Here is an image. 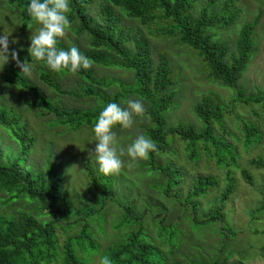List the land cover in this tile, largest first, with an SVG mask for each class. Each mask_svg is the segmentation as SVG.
<instances>
[{
  "label": "trees",
  "instance_id": "16d2710c",
  "mask_svg": "<svg viewBox=\"0 0 264 264\" xmlns=\"http://www.w3.org/2000/svg\"><path fill=\"white\" fill-rule=\"evenodd\" d=\"M3 1L16 13L20 30L36 25L27 11L30 0ZM202 1L107 0L93 13L92 6L97 0H70V28L77 43L70 46L58 38L57 47L64 50L78 47L90 59L91 67L75 74L66 69L54 72L46 61H38L40 79L51 91L47 93L21 69L10 66L11 74L5 80L30 94H27L29 109L38 116H52L50 126L66 127V134L91 131L87 138L91 141L96 142L93 126L107 103L126 107L129 99H141L145 115L135 117L131 129L116 125L113 130L118 129L120 136L123 131H130L131 140L140 134L150 137L157 151L138 161L139 167L153 177L147 180L153 187L145 188L143 194L140 190L144 185L136 190L137 195L131 192L125 196L116 189V181L89 163L84 169L89 199L77 204L67 188L65 161L60 155L53 159L54 147L48 149L44 162L33 160L38 152V138L30 129L29 119L15 106L0 103V128L15 142V145L7 143L0 132V264H94L93 256L101 250L98 233L106 236L110 231L116 240L100 253L101 262L108 256L112 264H243L230 262L227 252L232 238L238 234L233 233L226 216L227 202L236 190L233 172H226V187L202 218L203 199L218 186L220 178L198 174L192 178L186 193L182 187L189 176L182 164L187 158L195 163L203 153L209 158L216 157L222 167L231 165V159L238 165L233 144L217 135L215 128L217 123L224 122L228 107L217 95H206L194 108L202 124L200 128L184 122L171 124L169 111L178 95L172 61L166 53L154 50L150 37L139 27L135 33L128 21H137L148 28L167 23L170 26L160 30L170 37L176 36L182 45L196 51L214 81L236 90L237 102L261 104L264 94L247 98L241 84L255 52L261 16L242 26L231 50L229 41L221 38L219 32L234 26L239 19L236 0H225L222 14H209V9L222 0H207L205 6ZM199 5H202L200 9ZM83 38L89 39L87 46L79 42ZM154 52H158L157 57ZM21 58L29 60L31 56ZM95 66L124 69L131 73L132 80L107 79ZM68 75L76 79L66 88L62 81ZM65 96L82 104H66ZM243 125L246 145L260 140V130L254 124L246 121ZM177 141L186 144L187 154L182 160L179 149L174 147ZM169 153L171 157L165 163L157 160ZM253 163L264 169V158L254 159ZM243 176L248 183H255L247 169H243ZM262 193L263 200L258 207L264 211V187ZM154 203L158 211L151 214L146 204ZM113 208L122 210L116 220L109 219ZM50 216L54 217L49 219ZM211 224L218 226L223 237L216 251L207 259L202 255L195 257L192 249L187 253L188 244L194 240L192 232L197 233ZM58 229L67 234L63 242Z\"/></svg>",
  "mask_w": 264,
  "mask_h": 264
},
{
  "label": "rangeland",
  "instance_id": "374dc122",
  "mask_svg": "<svg viewBox=\"0 0 264 264\" xmlns=\"http://www.w3.org/2000/svg\"><path fill=\"white\" fill-rule=\"evenodd\" d=\"M104 2H107V0H97L96 4L92 6L93 13ZM202 3L205 6L207 0H203ZM224 4L225 0H222L215 8L209 9V14H213V12L222 14ZM236 4L240 9L239 19L234 26L219 32L221 38L229 41L231 50L235 48V43L242 26L247 22L255 20L257 16H261L256 31L255 52L241 81L242 88L246 92V97L251 98L259 93L264 94V0H236ZM202 5H199L198 8L200 9ZM196 11L198 12L199 10L196 9ZM128 21L130 24H133L135 33H137L139 27V30H142L150 37L154 50L166 53L172 61L176 79L175 89L178 95L174 106L169 111L171 124L184 122L200 128L202 124L194 108L197 102L206 95H217L228 107L224 115V122L222 124L217 123L215 128L218 133L217 135H222L228 142L233 144L239 158L238 165H235L231 159V165L222 167L217 162L216 157L209 158V156L203 153L202 158L195 163L191 161V158H187L188 160L182 163L187 167L189 173L185 183L182 185L183 192L186 193L187 187L192 184V178L198 174L206 176L213 174L220 178L218 186L203 199V207L200 211V218H202L214 198L226 187V172L228 170L232 171L236 182V190L227 202L226 216L233 233L236 234L237 232L238 234L237 236L234 235L235 237L232 238L227 249L230 256L229 261H240L243 264H264V211L259 210L258 207L263 200L264 169L253 163L254 159L264 158V101L261 104L254 101L248 103L237 102L236 90L214 81L209 76V69L196 51L182 45L176 36L170 37L166 32L160 30L162 27L170 26L167 23L162 25L158 23L148 28L137 21ZM34 24L28 30H20L19 19L16 13L13 12L6 1L0 0V35L8 36L9 42V62L0 71V103L15 106L18 108L19 113L22 112L27 117L25 119H29L30 129L33 130L38 138L36 145L38 152L32 157L33 160L44 162L49 151L48 149L54 147L55 156L53 159H56L60 155V159L65 161L64 165L69 177L67 188L72 193V199L77 204L81 201L86 202L89 196L87 195L88 182L84 176V169L89 163L98 166L94 155L97 141L87 139L91 136V131L85 130L81 134L78 132L66 134V127L50 126L49 120H52L53 117L38 116L32 108L29 109L28 95L30 94L19 87L10 86L9 82L5 80L6 76L11 74L10 66L19 68L16 61L11 58V53L16 52L21 62L26 61L31 63L30 66L33 72L29 77L39 83L47 93H51L47 85L40 79L38 72L40 63L35 58H32V60L31 58L29 60L21 58L22 55H30L28 49L31 43V34H36L39 27H41L37 22L36 25ZM59 39L70 46L77 43V37L70 27L66 30L65 35L59 37ZM88 40L87 38H83L79 42L87 46ZM158 52H154L156 57L158 56ZM95 67L97 72L107 79L123 80L125 82L132 80L131 73L124 69ZM74 79H76L75 76L68 75L62 83L67 88L73 84ZM63 101L69 105L82 104V101L70 96H65ZM246 121L254 124L261 133L260 140H256L257 142L253 141L250 145L245 144L246 131L243 124ZM116 130L118 129L114 131L118 133ZM0 132L5 137L7 143L15 145V142L5 130L0 128ZM130 135H132L130 131H123L121 136L117 134L118 147L126 149L127 145L133 141ZM183 142L177 141L174 146L179 149L178 155L181 158L180 160L187 154L185 149L186 144ZM169 157H171L170 153L159 156L157 160L165 163ZM121 159L125 161V164L120 171L104 174L111 181H116V189L118 191L123 192L125 196L131 192H133V195H137L136 190H140L143 185L145 187L140 190L141 194H143L145 188L153 187L151 182L147 181L153 179V177L148 175L143 168L139 167V162L132 167H128L130 158L124 156ZM243 169H247L253 175L255 179L253 185L248 183L244 178ZM98 172L102 173L99 169ZM116 176H118L117 180ZM162 201H164V198ZM156 206L157 203L153 205L146 204V209L152 214L158 211ZM121 213L122 210L120 208H113L109 219L116 220ZM53 217L50 216L49 219ZM105 226L107 228V223ZM209 226L201 231H199L200 228H196L195 230L199 231L197 233L192 232L194 240L188 244L187 253L192 249L191 252L195 257L202 255L204 259H207L209 256L211 257L213 251H216L223 237L220 235L217 225L211 224ZM58 234L63 242L67 234L62 229H58ZM98 236L100 237L101 250L98 254H94L92 259L94 264H102L100 253L112 241L116 240V236H113L111 231L106 236H102L99 233Z\"/></svg>",
  "mask_w": 264,
  "mask_h": 264
},
{
  "label": "clouds",
  "instance_id": "9594fccd",
  "mask_svg": "<svg viewBox=\"0 0 264 264\" xmlns=\"http://www.w3.org/2000/svg\"><path fill=\"white\" fill-rule=\"evenodd\" d=\"M27 11L35 21L41 25L36 34H31V60L46 61L47 66L54 72L66 69L70 73H77L81 69L91 67L90 59L82 54L80 49L72 46L67 50L57 47L58 38L65 35L70 27V0H30ZM8 36L0 35V71L9 62ZM22 73L31 76V63L21 62L16 52L11 53ZM146 113L145 104L141 99H129L126 107L116 102L107 103L100 111L93 126L96 138L94 155L99 171L104 174L115 173L121 170L125 161L121 157L130 158L128 167H132L141 159H147L149 154L157 151V145L150 137L143 134L124 147H118L117 133L114 126L122 129H131L135 124V117H143ZM102 264H112L111 258L103 257Z\"/></svg>",
  "mask_w": 264,
  "mask_h": 264
}]
</instances>
